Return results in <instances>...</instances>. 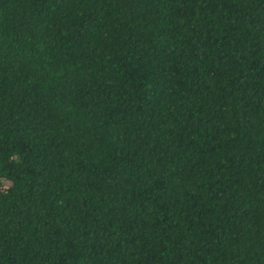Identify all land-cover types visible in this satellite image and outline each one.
<instances>
[{
	"label": "trees",
	"instance_id": "16d2710c",
	"mask_svg": "<svg viewBox=\"0 0 264 264\" xmlns=\"http://www.w3.org/2000/svg\"><path fill=\"white\" fill-rule=\"evenodd\" d=\"M0 264H264V0H0Z\"/></svg>",
	"mask_w": 264,
	"mask_h": 264
}]
</instances>
